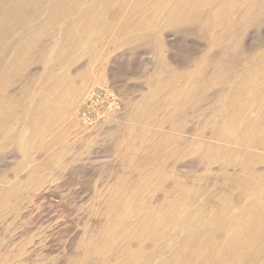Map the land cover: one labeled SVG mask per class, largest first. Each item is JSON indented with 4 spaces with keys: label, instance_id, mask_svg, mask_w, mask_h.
<instances>
[{
    "label": "rangeland",
    "instance_id": "374dc122",
    "mask_svg": "<svg viewBox=\"0 0 264 264\" xmlns=\"http://www.w3.org/2000/svg\"><path fill=\"white\" fill-rule=\"evenodd\" d=\"M263 100L264 0H0V264H264Z\"/></svg>",
    "mask_w": 264,
    "mask_h": 264
},
{
    "label": "built area",
    "instance_id": "2783aa9c",
    "mask_svg": "<svg viewBox=\"0 0 264 264\" xmlns=\"http://www.w3.org/2000/svg\"><path fill=\"white\" fill-rule=\"evenodd\" d=\"M123 105L117 93L110 87L93 93L83 105L79 119L83 126L92 128L106 123L112 114L122 111Z\"/></svg>",
    "mask_w": 264,
    "mask_h": 264
},
{
    "label": "bare ground",
    "instance_id": "6f19581e",
    "mask_svg": "<svg viewBox=\"0 0 264 264\" xmlns=\"http://www.w3.org/2000/svg\"><path fill=\"white\" fill-rule=\"evenodd\" d=\"M51 1V0H50ZM31 2H33V1H31ZM35 2V1H34ZM10 4V3H9ZM8 4V5H9ZM11 5V4H10ZM31 10V9H30ZM71 10V9H70ZM39 13V12H38ZM48 13V12H47ZM40 14V13H39ZM76 17H78V16H76ZM27 22V21H26ZM25 22V23H26ZM30 28V27H29ZM28 29V28H27ZM252 89V88H251ZM251 98V97H250ZM264 101V100H263ZM262 101V102H263ZM264 103V102H263ZM50 107V106H49ZM264 107V106H263ZM53 108H54V106H53ZM52 109V108H51ZM263 109V108H262ZM45 110V109H44ZM43 110V111H44ZM248 110H249V108H248ZM46 111V114H52L53 113V111H52V113H50V112H47V110H45ZM49 111V110H48ZM55 111H56V109H55ZM57 112V111H56ZM253 113V112H252ZM261 113V112H260ZM44 114V113H43ZM43 116V115H42ZM42 116H41V114H40V119L42 118ZM52 116H54V114H52V115H50V117L49 118H51ZM59 116V115H58ZM45 117V116H44ZM57 117V116H56ZM47 119V118H46ZM256 119V118H255ZM44 120V119H43ZM49 120V119H48ZM41 121V120H40ZM46 121V120H45ZM258 121V120H257ZM233 123V122H232ZM225 124V123H224ZM34 125V124H33ZM218 125V124H217ZM230 125V124H229ZM43 126V125H42ZM224 126V125H223ZM239 126V125H238ZM33 127V126H32ZM50 127V126H49ZM57 127V126H56ZM247 127V126H246ZM36 128V127H35ZM35 128H34V130H35ZM42 128V127H41ZM53 128V127H52ZM223 128V127H222ZM254 129V128H253ZM50 130H52V129H50ZM222 130V129H221ZM38 131V130H37ZM252 131V130H251ZM255 131V130H254ZM37 133V132H36ZM41 133V132H40ZM229 133V132H228ZM235 133V132H234ZM251 133V132H250ZM261 133V132H260ZM227 134V133H226ZM41 135V134H40ZM219 135V134H218ZM233 135V134H232ZM247 135V134H246ZM227 136V135H226ZM40 138V137H39ZM248 138V137H247ZM255 138V137H254ZM252 141V140H251ZM253 142V141H252ZM48 144H49V142H48ZM32 145V144H31ZM37 146V145H36ZM35 146V147H36ZM33 151V150H32ZM37 152V151H36ZM212 159V158H211ZM190 219V218H189ZM188 228V227H187ZM181 229V228H180ZM193 229V228H192ZM231 229V228H230ZM187 231V230H186ZM225 231V230H224ZM253 231V232H252ZM252 231H250V239L251 240H255V238H256V233L258 232V230L257 229H253ZM234 237H236V235L234 236ZM227 239V238H226ZM234 240V239H233ZM236 250V249H235ZM246 249L245 248H238V251H236L237 253H235L236 255H239V254H241V255H243V254H245V251ZM151 255V254H150Z\"/></svg>",
    "mask_w": 264,
    "mask_h": 264
}]
</instances>
